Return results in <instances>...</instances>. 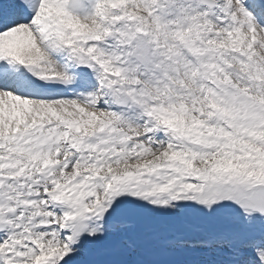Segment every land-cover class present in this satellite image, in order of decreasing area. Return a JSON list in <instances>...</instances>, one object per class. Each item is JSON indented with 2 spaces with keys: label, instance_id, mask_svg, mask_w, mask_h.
Segmentation results:
<instances>
[{
  "label": "snow or ice",
  "instance_id": "snow-or-ice-1",
  "mask_svg": "<svg viewBox=\"0 0 264 264\" xmlns=\"http://www.w3.org/2000/svg\"><path fill=\"white\" fill-rule=\"evenodd\" d=\"M0 264H264V0H0Z\"/></svg>",
  "mask_w": 264,
  "mask_h": 264
}]
</instances>
